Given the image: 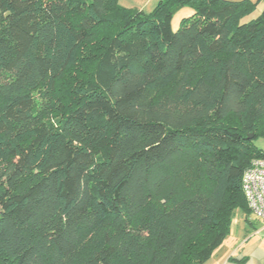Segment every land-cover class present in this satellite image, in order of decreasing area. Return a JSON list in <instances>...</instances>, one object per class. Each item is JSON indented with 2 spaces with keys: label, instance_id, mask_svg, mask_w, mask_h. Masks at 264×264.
Listing matches in <instances>:
<instances>
[{
  "label": "trees",
  "instance_id": "obj_1",
  "mask_svg": "<svg viewBox=\"0 0 264 264\" xmlns=\"http://www.w3.org/2000/svg\"><path fill=\"white\" fill-rule=\"evenodd\" d=\"M255 10L0 0V264H205L237 212L251 223L243 175L264 159V11L243 22ZM82 60L89 76L68 78Z\"/></svg>",
  "mask_w": 264,
  "mask_h": 264
},
{
  "label": "crops",
  "instance_id": "obj_2",
  "mask_svg": "<svg viewBox=\"0 0 264 264\" xmlns=\"http://www.w3.org/2000/svg\"><path fill=\"white\" fill-rule=\"evenodd\" d=\"M242 219L247 227L234 222L230 235L205 264H264V227L260 229L255 218L251 223Z\"/></svg>",
  "mask_w": 264,
  "mask_h": 264
},
{
  "label": "rangeland",
  "instance_id": "obj_3",
  "mask_svg": "<svg viewBox=\"0 0 264 264\" xmlns=\"http://www.w3.org/2000/svg\"><path fill=\"white\" fill-rule=\"evenodd\" d=\"M232 1H243V0H232ZM250 1L256 4V10L251 16L245 18L243 22H249L250 20L257 19L258 17H260L262 12L264 11V0H250ZM158 2H159V0H119V5L124 7V8H127V9L144 10L145 12L148 13V12L153 11V9L156 7ZM193 14H194L193 9H191L189 7H185V8L178 10L174 14V18H173V22H172L173 30L177 31L180 28L181 20L183 18H187V17L189 18ZM101 42H102L101 38H99L98 40H95L93 45H95L96 48H94V49L99 48L100 45L102 44ZM88 50H89V46H87L84 49V52H86V51L88 52ZM90 67H91V65L89 62L82 60L78 64L77 68L73 72L70 73L68 78H72L74 81L80 79L81 76H82V78L83 77L86 78V76H89L88 73H89ZM259 129L264 131V120L262 122H260ZM255 146L264 153V136L255 140ZM242 218H243L242 214L240 212H237L236 216L233 219V223L236 221H237V224L241 223V221L243 222ZM259 223H260V229H262L263 225L261 222H259ZM243 225H244V227H247L245 225V222H243ZM232 227H233V225H232ZM236 229H238V228L235 227V232H236Z\"/></svg>",
  "mask_w": 264,
  "mask_h": 264
},
{
  "label": "built area",
  "instance_id": "obj_4",
  "mask_svg": "<svg viewBox=\"0 0 264 264\" xmlns=\"http://www.w3.org/2000/svg\"><path fill=\"white\" fill-rule=\"evenodd\" d=\"M252 216L264 227V159H257L245 171L242 181Z\"/></svg>",
  "mask_w": 264,
  "mask_h": 264
},
{
  "label": "water",
  "instance_id": "obj_5",
  "mask_svg": "<svg viewBox=\"0 0 264 264\" xmlns=\"http://www.w3.org/2000/svg\"><path fill=\"white\" fill-rule=\"evenodd\" d=\"M249 138H250V139H253V135H250Z\"/></svg>",
  "mask_w": 264,
  "mask_h": 264
}]
</instances>
